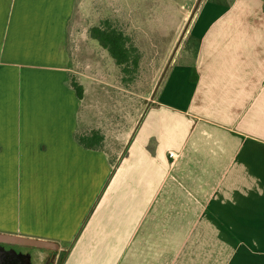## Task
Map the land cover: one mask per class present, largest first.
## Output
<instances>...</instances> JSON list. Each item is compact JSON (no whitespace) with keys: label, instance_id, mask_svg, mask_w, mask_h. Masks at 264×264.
Segmentation results:
<instances>
[{"label":"crops","instance_id":"obj_1","mask_svg":"<svg viewBox=\"0 0 264 264\" xmlns=\"http://www.w3.org/2000/svg\"><path fill=\"white\" fill-rule=\"evenodd\" d=\"M74 3L0 0V232L57 264H264V0L200 1L112 161L73 135L101 129L68 83Z\"/></svg>","mask_w":264,"mask_h":264},{"label":"rangeland","instance_id":"obj_2","mask_svg":"<svg viewBox=\"0 0 264 264\" xmlns=\"http://www.w3.org/2000/svg\"><path fill=\"white\" fill-rule=\"evenodd\" d=\"M194 2L75 0L67 25L69 74H74L83 84L82 103L87 122L100 126L112 154L121 151L147 106ZM108 15L118 21L140 49L138 71L131 81L120 79L119 69L106 50L88 36L89 26ZM19 249L32 256L41 250L30 246ZM60 256L63 253L55 257L54 264L59 263Z\"/></svg>","mask_w":264,"mask_h":264},{"label":"trees","instance_id":"obj_3","mask_svg":"<svg viewBox=\"0 0 264 264\" xmlns=\"http://www.w3.org/2000/svg\"><path fill=\"white\" fill-rule=\"evenodd\" d=\"M88 36L108 53L111 60L118 67L120 79L131 81L138 71L141 52L133 38L118 21L112 16H105L97 23L89 26ZM69 86L75 91L77 97L84 96V86L74 74L68 75ZM75 140L84 148L104 150L109 155V161L113 160L112 153L106 147L105 135L101 129L91 127L85 130H77L73 133Z\"/></svg>","mask_w":264,"mask_h":264},{"label":"water","instance_id":"obj_4","mask_svg":"<svg viewBox=\"0 0 264 264\" xmlns=\"http://www.w3.org/2000/svg\"><path fill=\"white\" fill-rule=\"evenodd\" d=\"M200 1L201 0H195L194 5L189 12L188 17L186 18V21L181 28V31L168 56V59L166 60V63L155 83V86L150 95L151 98L167 66L169 65L184 33L186 32L188 23ZM20 246L36 247L41 250L38 251L39 253H36V255L32 256L29 252L19 249ZM59 248V244L52 240L16 233L0 232V264H54V257L52 256L49 258V255L51 254L52 250H58Z\"/></svg>","mask_w":264,"mask_h":264},{"label":"flooded vegetation","instance_id":"obj_5","mask_svg":"<svg viewBox=\"0 0 264 264\" xmlns=\"http://www.w3.org/2000/svg\"><path fill=\"white\" fill-rule=\"evenodd\" d=\"M56 255H57V250H52L51 254L49 255V258L53 256L54 257V261H55Z\"/></svg>","mask_w":264,"mask_h":264},{"label":"built area","instance_id":"obj_6","mask_svg":"<svg viewBox=\"0 0 264 264\" xmlns=\"http://www.w3.org/2000/svg\"><path fill=\"white\" fill-rule=\"evenodd\" d=\"M169 154L172 156V155H173V152H172V151H170V152H169Z\"/></svg>","mask_w":264,"mask_h":264}]
</instances>
